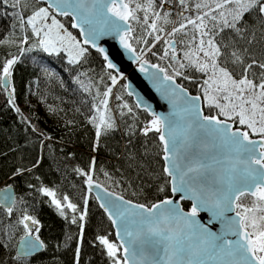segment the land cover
<instances>
[{
	"label": "snow or ice",
	"instance_id": "obj_1",
	"mask_svg": "<svg viewBox=\"0 0 264 264\" xmlns=\"http://www.w3.org/2000/svg\"><path fill=\"white\" fill-rule=\"evenodd\" d=\"M0 3L7 4L8 0ZM43 3L45 6L33 8L30 15L17 13L22 34L16 40L0 39V45L14 44L20 53L0 60V90L8 94L10 105L15 107L13 68L25 52L38 48L50 56L66 53L70 65H79L94 49L102 56L108 70L105 75L111 82L102 93L97 90L100 99L93 105L96 115L90 123L95 128L96 151L101 136L116 128L109 98L113 87L126 79L108 50L98 43L104 36L118 38L139 72L149 74V68L153 69L149 78L167 83L168 95L184 103L176 111L173 101V111L162 116L139 96L136 99V107L151 116L140 132L145 137L155 133L160 142L162 174L167 178L159 189L168 193L164 199L146 205L109 191L94 180L95 158L88 171L75 169L85 178L89 192L94 187L103 192V196L97 193L95 198L115 227L116 239L98 235L96 241L109 264H264V51L257 56L252 50L257 24L264 40V0ZM19 4L20 0H15L11 7ZM57 16L71 17V28L79 29L83 39H77ZM134 24L142 29L139 36L135 35ZM149 54L167 62V67L151 63L146 58ZM177 78L189 81L198 94L177 84ZM122 87L129 96L134 95L131 84ZM156 90H160L158 85ZM117 108L121 115H125L123 109L133 112L126 102ZM15 110L20 112L18 107ZM126 134H133L131 128ZM25 171L31 169H18L15 175ZM104 174L108 177V173ZM35 190L51 198L61 217L67 219V209L79 212V221H85L87 198L80 210L67 195L59 199L46 186ZM183 201L190 202L187 211ZM14 204V199L0 197V207L9 218ZM201 211L222 221L224 229L219 235L197 220ZM71 222L77 223L76 215ZM18 224L23 226L24 235L14 259L24 264L46 244L39 235L40 221L34 216L24 214ZM79 227L82 241L84 224ZM75 264H80V247L75 250Z\"/></svg>",
	"mask_w": 264,
	"mask_h": 264
},
{
	"label": "trees",
	"instance_id": "obj_2",
	"mask_svg": "<svg viewBox=\"0 0 264 264\" xmlns=\"http://www.w3.org/2000/svg\"><path fill=\"white\" fill-rule=\"evenodd\" d=\"M14 2L0 3V39L16 40L22 34L16 19L18 12L27 16L33 8L45 6L44 3L38 5L36 0H20L19 6L13 8ZM57 19L79 37L71 28L69 17L57 16ZM133 26L135 35L139 36L142 29L139 25ZM28 31L30 33V28ZM253 31L256 39L252 50L259 56L264 51L260 25L257 24ZM10 54L20 55L14 44L0 45V60ZM146 58L167 67L165 61L151 54ZM106 71L102 56L92 49L86 62L70 65L66 53L50 56L34 48L25 52L13 68L15 107L8 103L7 93L0 90V187L10 184L15 191L12 217L0 207V264H18L14 259L16 244L24 235L18 220L24 214L40 221L39 235L46 244L45 249L29 256L24 264H75L77 247H80V264H109L96 237L106 235L115 240L111 222L87 191L85 178L75 171L77 168L88 171L93 158L96 161L94 180L127 199L150 205L168 195L166 191H159L167 178L162 174V152L157 134L145 137L140 132L151 116L136 107L122 87L123 80L113 87L109 98L116 128L102 135L100 146L93 151L95 128L90 120L96 115L93 105L100 99L97 90L102 93L105 86L111 84ZM177 82L190 93L198 94V89L189 81L177 78ZM117 96L122 99L117 100ZM125 102L133 112L123 109L125 115H121L117 105ZM129 128L132 135L126 134ZM37 161L38 165L33 167ZM18 169L31 171L15 175ZM40 186L54 190L59 199L67 195L80 210L87 198L85 221H79V212L74 214L67 209V219L61 217L51 204V198L35 190ZM182 206L188 209L190 203L183 201ZM73 215L77 216L76 224L71 222ZM80 223L84 224L82 241Z\"/></svg>",
	"mask_w": 264,
	"mask_h": 264
},
{
	"label": "water",
	"instance_id": "obj_3",
	"mask_svg": "<svg viewBox=\"0 0 264 264\" xmlns=\"http://www.w3.org/2000/svg\"><path fill=\"white\" fill-rule=\"evenodd\" d=\"M41 3H43V0H41ZM69 18L71 19V17H69ZM71 22H73L72 19H71ZM97 26L102 27V24H98ZM75 30L77 31L80 40H82L83 37L79 34V29H75ZM98 43L100 44L101 47H104L106 50H108V52L110 54V58H112L113 61L118 65V67H120V69L124 72L126 79L123 81H124V84H126V83L131 84V90L134 92V95H132L130 97L132 98L135 105H136L137 96H139L143 102H146L151 106L153 111H155L158 115H162V116H168L173 111V101H175V110L176 111H179L184 106V103L182 100H180L176 97H171L168 95L169 88H168L167 83H162L159 80H152L149 78L151 73H153V71H154L153 69L149 68V74L141 73L138 71V65L133 63L132 60L129 59L130 54L126 53L121 48V46L119 45V42H118V38H115L113 36H104L101 38V40L98 41ZM92 50H94V49H92ZM176 83L179 84L177 81H176ZM157 85L159 86V89H160L159 91L156 90ZM127 91L128 90H126V92ZM193 95H196V94H193ZM166 97H168V98L166 99ZM139 109L142 110V108H139ZM163 164H164V161H163ZM85 186H86V189L88 191V187H87L86 183H85ZM109 191H112V190L109 189ZM89 193L94 197V199L96 200V202L99 206L100 201H98L95 197H96L97 193H99L100 195L103 196L102 190L94 187L93 190ZM0 197H7V198H10V200L15 199V191H14L13 186L10 184H7V185H4L3 187H1L0 188ZM125 199L130 200L127 198H125ZM159 201H157V202H159ZM133 202L138 203L135 201H133ZM181 204H182V202H181ZM101 210L103 211L102 208H101ZM187 210L188 209H185V211H187ZM227 215L232 216V215H234V213H227ZM106 216H107V214H106ZM197 220L201 221L203 224L208 225L211 228V230L218 235L224 229L222 221H220L219 219L213 218L210 212L201 211L200 215L197 217ZM112 228H113L114 237H115V227L112 225ZM226 238L235 239V237H231V236H228ZM115 239H116V237H115ZM22 243L23 242L21 241V239L17 242L16 252L18 249L21 248Z\"/></svg>",
	"mask_w": 264,
	"mask_h": 264
},
{
	"label": "rangeland",
	"instance_id": "obj_4",
	"mask_svg": "<svg viewBox=\"0 0 264 264\" xmlns=\"http://www.w3.org/2000/svg\"><path fill=\"white\" fill-rule=\"evenodd\" d=\"M74 35V34H73ZM75 36V35H74ZM77 39H80L79 37H76ZM67 55V54H66ZM167 63V62H166ZM1 188V187H0Z\"/></svg>",
	"mask_w": 264,
	"mask_h": 264
}]
</instances>
